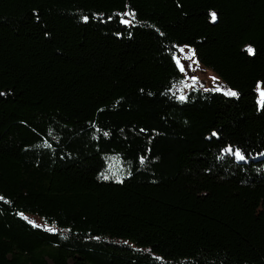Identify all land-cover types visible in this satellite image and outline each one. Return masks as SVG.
Instances as JSON below:
<instances>
[{
    "label": "trees",
    "instance_id": "1",
    "mask_svg": "<svg viewBox=\"0 0 264 264\" xmlns=\"http://www.w3.org/2000/svg\"><path fill=\"white\" fill-rule=\"evenodd\" d=\"M258 83L264 0H0V264H264Z\"/></svg>",
    "mask_w": 264,
    "mask_h": 264
},
{
    "label": "rangeland",
    "instance_id": "2",
    "mask_svg": "<svg viewBox=\"0 0 264 264\" xmlns=\"http://www.w3.org/2000/svg\"><path fill=\"white\" fill-rule=\"evenodd\" d=\"M189 56H191V58H189ZM173 59L181 75L180 82L173 89V92H175L179 98L181 97L184 98L186 93L192 89H200L203 91H215L224 94L225 96L233 97L230 95H226L225 93L229 91L234 92V90L227 87L216 72L202 65L197 60L192 47L185 45H177L173 52ZM177 60H179L180 65L183 66L184 69L183 71H181L180 66H178ZM261 91H264V87L260 83H258L255 87V95H256V103L259 108L262 106V103L260 102ZM235 153H233L234 156ZM236 159L238 161L244 160V159L240 160L237 157ZM110 163L112 168L119 167L118 161L114 158L110 160ZM22 216L30 224L32 225L35 224L36 227L42 228L44 230H48L50 232L56 231L55 225L49 224L39 217L33 215H27V214H22Z\"/></svg>",
    "mask_w": 264,
    "mask_h": 264
},
{
    "label": "snow or ice",
    "instance_id": "3",
    "mask_svg": "<svg viewBox=\"0 0 264 264\" xmlns=\"http://www.w3.org/2000/svg\"><path fill=\"white\" fill-rule=\"evenodd\" d=\"M212 19H213V21H215V19H216V15H215V13L212 14ZM122 22H125V23H126L127 21H122ZM247 51L249 52V54H253V52H254V50H253L251 47H249V48L247 49ZM189 58H191V56H189ZM177 64H178V66H180L181 71H183V70H184V69H183V66L180 65L179 60H177ZM193 79H195V78H193ZM225 94H226V95H230V96H235V95H237V93L232 92V91L226 92ZM260 95H261V101H260V102H261L262 104H264V91H261ZM181 99H183V97H181ZM229 151H231V150L229 149ZM235 156H236L238 159H240V160H243V159H244V157H243L239 152H236V153H235ZM117 182H119V181H117ZM22 218H23V217H22ZM33 226L35 227L36 225L33 224Z\"/></svg>",
    "mask_w": 264,
    "mask_h": 264
}]
</instances>
